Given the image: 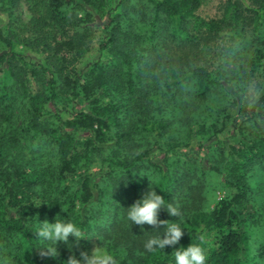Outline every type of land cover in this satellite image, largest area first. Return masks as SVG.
Wrapping results in <instances>:
<instances>
[{
	"label": "trees",
	"instance_id": "obj_1",
	"mask_svg": "<svg viewBox=\"0 0 264 264\" xmlns=\"http://www.w3.org/2000/svg\"><path fill=\"white\" fill-rule=\"evenodd\" d=\"M26 2V37L0 25V264H67L91 241L116 264H173L169 247L144 248L158 234L152 226L126 218L124 208L148 187L179 207L180 217L162 210L159 219L180 223V244L200 247L205 264L264 263V221L250 181L264 165V0H225L209 19L198 15L202 0ZM14 3L0 0V15ZM94 27L102 58L73 73ZM54 36L71 57L69 75L31 67L14 51L22 43L45 53ZM181 91L209 108L175 136L163 111ZM28 138L49 148L47 165L19 159ZM216 156L229 171L214 166ZM216 177L223 198L209 210ZM117 196H127L124 207ZM56 218L76 223L81 237L56 244L39 237L36 224ZM251 233L260 236L255 244ZM49 247L55 256L42 255Z\"/></svg>",
	"mask_w": 264,
	"mask_h": 264
},
{
	"label": "rangeland",
	"instance_id": "obj_2",
	"mask_svg": "<svg viewBox=\"0 0 264 264\" xmlns=\"http://www.w3.org/2000/svg\"><path fill=\"white\" fill-rule=\"evenodd\" d=\"M224 1L225 0H202L201 7L198 11V15L201 18H206V19L218 17L221 12L220 7ZM115 5L116 3L112 1V7H114ZM30 19H31V13L29 10V4L26 2V0H15L14 5H12V9L9 12L1 13L0 25L5 27L7 24L10 23L12 26L11 30H13L17 34H20L19 36L21 37L22 36L26 37L28 32L31 30ZM92 33L94 35L91 38V40H89L88 45L84 49V52L82 54L83 56L80 57L78 61H76L77 64L74 67L75 72L73 73H79L80 70L83 69L88 70L92 66V64L97 62L98 59L102 58L99 53V42L101 40V34L99 33L96 27L92 29ZM54 38L55 39L53 40L50 38L53 42V46L50 47L49 49L51 52L49 50L45 53L36 50H31L22 43L16 44L13 48L16 53L23 56L25 61L31 67L43 66L46 68H50L55 72V74L67 75L71 70L70 68V64L72 62L71 57H68V54H64L63 50L60 51L61 41L60 39L58 40V37L56 36H54ZM104 57H106V54L105 56H103V60L106 59ZM106 61L110 62V65L106 66L107 68H111L113 64L115 65L114 60L112 58L108 57ZM41 85L38 82L36 84V81H33V91L40 90ZM180 93L182 95L177 101L166 102V103H170V105L167 108V110L163 111V116L165 118H169L172 121L171 131L175 136L177 135L179 136V134L181 136L185 132V129L187 128L186 127L187 124L185 123V120L187 118L197 116L200 112L205 111L206 108H209L208 103L205 102L204 103L194 102L193 104L188 102L189 95L184 96V94L187 93L186 91H181ZM210 102L213 105L212 108L215 109L218 108L216 106L220 104V102L217 101H210ZM57 103L63 106L66 103L65 97L61 95ZM119 118L121 120L122 116H120ZM76 137L80 139L81 137H83V135L81 134ZM24 139L20 140V147L17 149L20 154L19 159H21L23 163H30L33 167L38 166L39 168H41L42 166L40 167L39 164H42L43 166L47 165L50 158L49 148L47 146H44V143H40L38 140L31 141L29 138L28 140H24ZM149 145L150 143L148 142L146 146L149 147ZM106 156L107 155L103 153L101 159L106 158ZM220 159L221 158L219 156L214 157L215 165L214 164L213 165L222 172L229 171V166H228L229 161H222ZM95 162H97V160ZM254 170H255V175L251 177L250 181H251L252 192L255 194V197L251 200V203L258 210L257 218L258 217L259 218L257 220L259 222H262L264 221V165L263 166L257 165L255 166ZM148 178L151 177L149 176ZM217 181H219V178L216 177V178H212L209 182L210 183L208 187L209 193L207 195L208 206H206V209L209 210L213 209L217 204V202L221 198H223V193H221L219 190H215ZM61 185H58L56 183L52 184L51 192L53 194H58V192L62 190L60 187ZM117 199H118L117 205L120 204V206L117 207L122 208L127 203V196H117ZM253 233H251L252 242L255 244V242L259 240L260 236ZM87 240L91 241L92 236L87 237ZM49 242L50 241H47V243ZM90 243L88 245L89 247H87L86 249V253L88 254H90L94 249L102 248L98 244H93V246L91 247L93 241H91ZM90 247L93 249H91ZM170 249L172 251L174 250V248H170ZM259 264H264V263L259 262Z\"/></svg>",
	"mask_w": 264,
	"mask_h": 264
},
{
	"label": "clouds",
	"instance_id": "obj_3",
	"mask_svg": "<svg viewBox=\"0 0 264 264\" xmlns=\"http://www.w3.org/2000/svg\"><path fill=\"white\" fill-rule=\"evenodd\" d=\"M127 220L131 224L139 226H152L157 235L149 237L144 248L149 252L164 250L165 247L174 248L171 252L173 264H205V255L198 246L185 248L180 244L184 231L177 222L159 219V213L163 210L169 217H180L181 211L173 203H166L164 196L157 193L156 188L148 187L142 195L131 205L124 208ZM143 229V227H142ZM39 237L50 241L52 244L66 242L69 236L81 237V231L76 223L71 220L56 218L54 222H39L36 224ZM147 232V231H146ZM47 254L56 255V249L49 247ZM67 264H116L113 255L103 248L94 249L90 254L81 253V259L69 257Z\"/></svg>",
	"mask_w": 264,
	"mask_h": 264
}]
</instances>
